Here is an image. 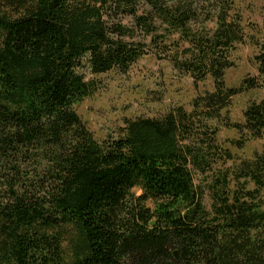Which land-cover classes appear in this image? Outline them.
Listing matches in <instances>:
<instances>
[{"label": "trees", "instance_id": "trees-1", "mask_svg": "<svg viewBox=\"0 0 264 264\" xmlns=\"http://www.w3.org/2000/svg\"><path fill=\"white\" fill-rule=\"evenodd\" d=\"M234 4L0 0V264H264V145L230 148L264 137V98L243 122L226 111L264 89V51L261 78L227 85L245 41ZM145 55L214 89L98 140L76 108L88 76Z\"/></svg>", "mask_w": 264, "mask_h": 264}, {"label": "rangeland", "instance_id": "rangeland-1", "mask_svg": "<svg viewBox=\"0 0 264 264\" xmlns=\"http://www.w3.org/2000/svg\"><path fill=\"white\" fill-rule=\"evenodd\" d=\"M234 11L242 16L245 41L234 52L236 65L226 74L230 87L240 86L246 77H260L256 55L264 51V0H234ZM93 79L96 90L76 108L86 125L98 140L116 136L124 119L137 117H159L172 107L182 105L187 110L193 107L197 95L214 89L212 78L194 85L190 76H181L167 61H160L152 55H145L127 73L111 70L103 74L88 76ZM264 98V89H254L233 98L226 109L234 122H243L244 110L253 100ZM220 139L229 146L230 139H237L236 129L220 126ZM264 145L262 139L248 141L243 149L231 150L242 156L252 157ZM199 178H196V183ZM203 201L210 206L208 195Z\"/></svg>", "mask_w": 264, "mask_h": 264}]
</instances>
